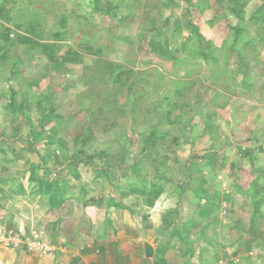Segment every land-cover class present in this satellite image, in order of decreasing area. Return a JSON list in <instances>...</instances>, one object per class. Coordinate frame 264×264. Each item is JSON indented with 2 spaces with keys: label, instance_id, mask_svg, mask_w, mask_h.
Returning <instances> with one entry per match:
<instances>
[{
  "label": "rangeland",
  "instance_id": "obj_1",
  "mask_svg": "<svg viewBox=\"0 0 264 264\" xmlns=\"http://www.w3.org/2000/svg\"><path fill=\"white\" fill-rule=\"evenodd\" d=\"M197 152L235 194L221 253L264 264V0H0V184L197 179Z\"/></svg>",
  "mask_w": 264,
  "mask_h": 264
},
{
  "label": "crops",
  "instance_id": "obj_2",
  "mask_svg": "<svg viewBox=\"0 0 264 264\" xmlns=\"http://www.w3.org/2000/svg\"><path fill=\"white\" fill-rule=\"evenodd\" d=\"M202 154L183 166L188 173L194 165L197 179L170 178L158 164L151 180L124 173L111 181L103 173L78 181L76 174L66 178L52 170L49 178L35 179L34 173L22 179L20 191L2 180L0 234L36 230L55 248L40 255L0 237V264H215L224 256L223 244L234 239L227 220L218 225L211 194L217 195L218 185L223 193L231 189L229 197L235 194L225 178H211Z\"/></svg>",
  "mask_w": 264,
  "mask_h": 264
},
{
  "label": "built area",
  "instance_id": "obj_3",
  "mask_svg": "<svg viewBox=\"0 0 264 264\" xmlns=\"http://www.w3.org/2000/svg\"><path fill=\"white\" fill-rule=\"evenodd\" d=\"M220 179V177H218ZM225 212V211H224ZM0 237L4 239L8 244L23 245L26 250L30 252H36L40 255L52 254L54 246L48 242L45 238L36 231L32 230L28 234L22 230H9ZM241 259L238 255L233 256H221L215 261V264H239Z\"/></svg>",
  "mask_w": 264,
  "mask_h": 264
},
{
  "label": "trees",
  "instance_id": "obj_4",
  "mask_svg": "<svg viewBox=\"0 0 264 264\" xmlns=\"http://www.w3.org/2000/svg\"><path fill=\"white\" fill-rule=\"evenodd\" d=\"M156 190H158V192ZM159 192H160V188L155 189V191H153L154 195H158Z\"/></svg>",
  "mask_w": 264,
  "mask_h": 264
}]
</instances>
